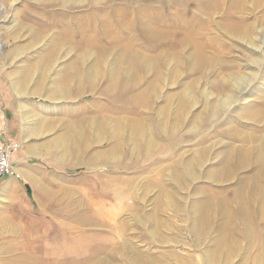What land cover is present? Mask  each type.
<instances>
[{"label": "rangeland", "instance_id": "obj_1", "mask_svg": "<svg viewBox=\"0 0 264 264\" xmlns=\"http://www.w3.org/2000/svg\"><path fill=\"white\" fill-rule=\"evenodd\" d=\"M82 1L65 6L53 0H0V138L8 135L7 126L16 118L24 142L52 140L54 155L76 166L72 177L77 180V190L59 194L52 209L59 208L64 216L55 220L75 224L84 217L79 215L83 212L80 207L89 206L91 254L97 244L104 243L109 250L117 244L118 249H111L108 255L112 264H264V118L254 120L248 112L264 108V63L246 66L236 48L238 43L224 38L220 30L216 33L221 39H212L216 24L202 17L204 2ZM223 14L220 7L213 16L216 23L222 22ZM257 17L261 18L258 12ZM204 26L210 32L203 31ZM160 31L163 40H153ZM187 32L193 34L191 45L205 43L206 51H214L219 61L197 67L184 57L180 41ZM98 46V50L110 52L100 70L95 53ZM125 46L136 53L138 81L125 88L123 78L119 79L117 88L110 91L107 87L114 65L126 68L117 53ZM217 47L223 50L216 52ZM86 49L94 51L81 66L79 59ZM142 55L154 60L148 65ZM225 57L245 65L247 73L258 75L244 85L246 96L213 118L209 108L205 109V100L219 105L228 88L223 74L236 69L234 63L230 67L229 62L220 61ZM193 80L209 97L190 89ZM186 96L191 108L184 125L178 112ZM100 115L112 120L137 117L149 125V139L156 146L146 149L141 137L136 143L125 141L115 159L104 158L113 144L94 141L87 129L90 120ZM192 120L195 123L191 124ZM81 132L85 134L82 139ZM66 135L70 138L63 139ZM203 149L211 156L198 180L190 181L183 175L178 178L171 172L178 161L187 162ZM230 149L247 157L256 151L258 155L230 181L210 179L208 174L219 170L221 155ZM89 156L90 166L85 162ZM83 178L91 179L90 192L88 182L85 190L83 182L79 184ZM206 197L211 198L207 208L200 203ZM220 201L224 205H219ZM242 205L245 217L237 212ZM34 213L36 220L42 218L38 210ZM4 243L16 244L15 239L0 240V245ZM33 244L37 246L36 241H22L20 247L23 245L24 253L33 255L39 264H84L92 256L79 251L82 243L77 241L53 244L59 248L52 257H40L37 249L31 248ZM68 247L76 248L79 254L72 257ZM103 260L100 264H111Z\"/></svg>", "mask_w": 264, "mask_h": 264}, {"label": "bare ground", "instance_id": "obj_2", "mask_svg": "<svg viewBox=\"0 0 264 264\" xmlns=\"http://www.w3.org/2000/svg\"><path fill=\"white\" fill-rule=\"evenodd\" d=\"M53 1L60 3V5L62 4L65 6H73V5L83 4L82 0H53ZM95 1H97V0H95ZM95 1H93V2H95ZM198 1L200 3L204 2L206 4V6H205L206 8H204V10H202L203 11L202 17H204V20H206V21L210 20L211 25H212V23L216 24L215 29H213V31L211 32L213 34L212 39L214 41L219 40V38L221 39V37L216 33V31L220 30L221 34L224 35V38H228L227 40H232L235 43H238L237 44L238 46H236V48L240 50L241 55H242L241 59L246 61V66H248V65L254 66L255 65L256 67L257 66L259 67L261 64L264 63V51H262L263 53L260 52L261 50L264 49V0H198ZM220 7L224 12V14L222 16L224 18H223L222 22L216 23L214 17L217 14V12H219ZM58 9L55 11H58ZM3 11H4V9H2L1 12L3 13ZM257 12H258V14H261V18L257 17ZM192 15H193V13H192ZM101 17H103V16H101ZM127 23H128V21H127ZM209 30L210 29L208 28V26L203 27V31L210 32ZM189 32H187L186 36H184V38H182V40L180 41V46H183L182 49L185 50L184 51L185 55H183V56L184 57L186 56L190 61L193 60L192 63H194V65H197V67L198 66H204L206 64L209 66L216 64L217 61H219V57L214 56L216 53L214 51H212V52L206 51V49L204 47L205 43L200 44V45H197V44L191 45V39L190 38L193 36V34L191 36L189 34ZM42 33L40 32V33H38V35L41 36V35H43ZM163 38H164V34L162 31H160L159 33H156V36H154L153 40L160 42L163 40ZM222 40H221L222 45H224L228 48L230 47V50H233V47L230 44H228L227 42L225 43ZM37 41L38 40L36 39L35 43ZM260 44L263 46V48H261V46H259ZM234 48H235V46H234ZM252 48H254V49H252ZM98 49H101V47L97 48L95 50V53L97 54V60L100 61L101 64H99L98 68L97 67L96 68H97V70H100L103 67V65L105 64L106 59L108 58V56L106 57V54H109L110 52H109V50H102L101 51ZM187 50H191L190 53H188ZM218 50H223V49L217 47L216 52H218ZM93 51H94V49H93ZM93 51L91 49H86L85 51H83L81 53V56L79 59V61L81 62V66L85 65L88 62V60L90 59L89 56L92 55ZM117 53H119L118 55H119L120 61L123 63V65H125L124 67H126V68H125V70H124V68L121 69L117 65L118 63H116L114 65L115 68L112 69V72H111L110 84H109V87H107L110 91L117 88L119 79L121 80L123 78V84H124L123 86L125 88H128L130 86H134L136 84V82L138 81L137 72H136V69L134 67V56L136 53L133 51V48L130 46H125L122 49H120ZM226 58L227 57L220 59V61L223 63H225L224 61L229 62L228 66H230V64L234 63V65L236 66V69L233 71H230V72L228 71L225 74H223L224 78H222V80L224 81V83L227 85L228 88H227V91L225 92V94H223L220 97L219 101H222V102L219 103V105H218V104H213L210 101L211 99L209 100V98H206V100H205V105H206L205 109L207 110V108H209V110L212 113L213 118H215L221 112V110L223 108H225V109L229 108V106H232V104L236 103L237 100H239V98L244 97V95L246 96L247 87L245 88L244 85L247 83H250L258 75V74L256 75V74L247 73V71L245 69V67H246L245 65L241 64V65H243V67H242L236 61L234 62L233 59H231L229 61V59H226ZM142 59H143L144 63L147 61L146 64H148V65H149V62L152 63V61L154 60V58H152V57L148 58L147 56H144V55H142ZM234 65H232V66H234ZM87 67H86V69H87ZM78 70L82 73L81 69H78ZM121 70H123V72H121ZM70 76H68V77H70ZM74 77L75 76L72 75L70 77V79H73ZM91 78H93V75L90 77V79ZM243 86H244V88H243ZM190 89L195 91L198 96L205 97L206 95H208V91L205 89L202 90V88L200 89L198 87V84L194 80L192 82H190ZM66 90H67V88H63V91H66ZM187 97L188 96H186V98L182 100L183 102L181 103V106L179 107L180 110L178 112L180 114V118L184 119V122H183L184 125L186 124V120H185L186 118L185 117H186L187 109L191 108V102L189 101V99ZM208 97H209V95H208ZM196 100H195V103H196ZM254 110L253 111L249 110L248 112L250 114L247 112V114H249V116L251 118H253L254 120L260 119L262 116L264 118V108L260 112H256L257 110L256 111H254ZM202 113H204V112H202ZM161 118H163V117H161ZM196 120H197V118H196ZM196 120H192V121H190V123L191 124L195 123ZM90 123L91 124H89V126L87 127V129L89 130L88 132L90 133V138H92L94 141H97V142L109 141L113 144V147L110 150H107L103 155L101 154L102 156H104V158H107L109 160L116 158V156L119 153V150H122V148L125 146V141L131 142V143H134V142L136 143L137 140H140L141 137H144L145 139L143 140V144H145V146H147L146 149H148V150L153 149L156 146V143L153 142L151 139H149V136H150L149 125H147L146 122L138 119L137 117H132V118L120 117V118H115L114 120H112L105 115H100V118H98L97 120H93L92 122L90 120ZM170 125H171V123H170ZM192 130H193V128H192ZM84 135L85 134H83L81 132L80 133V139L85 137ZM67 138H70V135H66V138H63V139H67ZM62 148H63V146H62ZM232 150H234V149H232ZM233 152L234 151H231V149H230L228 151H225L223 153V155H221V157H222L221 162H220L221 167L219 168V170L212 171L211 174H208L210 179H212L214 181H216V180L230 181L231 179H233L235 172H239V171H242V170L250 167L251 161L255 160L257 158L256 155H258L257 151H256V153L254 151L255 155L253 157H247L241 151L236 152V153H233ZM210 156H211V154H210L209 150L208 151L206 149L200 150L199 152H196V155H194V157H192L187 162H184L183 160L178 161L176 163V165L174 166L175 169H173V171H171V172L174 175L177 173L176 174L177 177L183 175L184 177H187L190 181L198 180L203 175L204 172L202 171V167L209 160ZM177 177H176V179H177ZM206 198H208V199L201 201L200 203L203 204V206H205L207 208L209 206V203H211V201H210L211 198L210 197H206ZM220 202L221 203H218L219 205H224V203H225L222 201H220ZM244 208H245L244 205L238 206V208H237L238 214L242 215V217H245V215H244L245 211H243ZM223 209H225V208H223ZM212 211L215 212L216 210L213 209ZM227 211L228 210L225 209V212H227ZM7 227L8 228H6V229H10L9 226H7ZM11 229H13V228H11ZM14 230H18V227H14ZM21 242L22 241L19 238H15L16 244H13V245L5 244V243L1 244L0 248H3L5 251H3V249H0V250H2V253L0 252V262L3 264H39L38 260L36 258H34L33 255L28 254V253H24V251H23L24 249L22 247L23 245L20 247ZM34 246L35 247H31V248L33 250L37 249V246L36 245H34ZM105 264H109V263L105 262Z\"/></svg>", "mask_w": 264, "mask_h": 264}, {"label": "crops", "instance_id": "obj_3", "mask_svg": "<svg viewBox=\"0 0 264 264\" xmlns=\"http://www.w3.org/2000/svg\"><path fill=\"white\" fill-rule=\"evenodd\" d=\"M51 95L53 96V94ZM8 103L11 105L12 100ZM40 103L43 106L47 105L45 102ZM18 125L15 118L11 125L7 126L8 135L1 137L2 141L9 140L17 143L20 147L13 154L14 175L0 179V224L3 226H0V240L12 241L19 238L25 242L36 241L37 252L40 257L45 255L54 256V252L59 246L55 247L53 244L60 240L77 241L82 243L79 251L83 250L84 254L92 255L89 260L84 261V264H100L103 259L112 264L108 255L111 249H118L117 244L113 245L110 250L104 243L97 244L94 254H91L92 246L90 244L93 222L90 211H86L87 208L90 209L89 206L87 208L85 205L80 207L83 212L80 211L79 215L84 217L79 218V221L75 224L59 223L55 220L58 216H64V212H61L59 208L52 209V205L59 200V194L69 191L74 193L77 190V180L72 177V171L76 166L62 162L63 160L54 155L55 143L52 140L40 141L34 144L24 142L23 134L18 130ZM85 162H89L90 166L91 156ZM62 169L64 170L63 174L61 173ZM81 182L84 184L82 186L84 190L86 188L85 184L88 182L87 191L90 192L91 179L83 178L79 180V184ZM35 210L41 213L42 218L40 220L33 217L36 216ZM34 223L39 226L38 229L34 227ZM7 226L13 229H6ZM14 227H18V230H14ZM70 233L75 235H70ZM68 248L72 257L79 254L76 248ZM39 249H42L41 253H39ZM44 250L50 252L45 254ZM122 251L121 249L123 254ZM134 254L126 255L132 256Z\"/></svg>", "mask_w": 264, "mask_h": 264}, {"label": "built area", "instance_id": "obj_4", "mask_svg": "<svg viewBox=\"0 0 264 264\" xmlns=\"http://www.w3.org/2000/svg\"><path fill=\"white\" fill-rule=\"evenodd\" d=\"M19 147L17 143L0 138V179L14 175L13 154Z\"/></svg>", "mask_w": 264, "mask_h": 264}]
</instances>
